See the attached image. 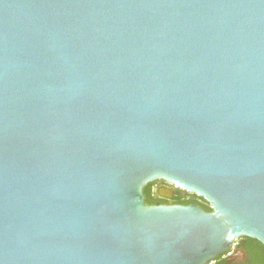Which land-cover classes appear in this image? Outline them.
Wrapping results in <instances>:
<instances>
[{
    "label": "water",
    "instance_id": "obj_1",
    "mask_svg": "<svg viewBox=\"0 0 264 264\" xmlns=\"http://www.w3.org/2000/svg\"><path fill=\"white\" fill-rule=\"evenodd\" d=\"M161 181L202 199L146 205ZM264 247V0H0V264H209Z\"/></svg>",
    "mask_w": 264,
    "mask_h": 264
},
{
    "label": "flooded vegetation",
    "instance_id": "obj_2",
    "mask_svg": "<svg viewBox=\"0 0 264 264\" xmlns=\"http://www.w3.org/2000/svg\"><path fill=\"white\" fill-rule=\"evenodd\" d=\"M151 187L155 188L153 190L156 197L155 205L186 206L195 204V201L191 199L187 202L184 192L174 189L168 184L153 182ZM253 246H255L253 242L248 241L246 238H240L233 243L229 252L219 255L209 264H251L249 254L253 251Z\"/></svg>",
    "mask_w": 264,
    "mask_h": 264
},
{
    "label": "trees",
    "instance_id": "obj_3",
    "mask_svg": "<svg viewBox=\"0 0 264 264\" xmlns=\"http://www.w3.org/2000/svg\"><path fill=\"white\" fill-rule=\"evenodd\" d=\"M152 183L148 184L144 190V202L146 205H155L156 197L154 196V191L152 190ZM187 202L191 199L195 201V204L202 208L205 211L210 212L211 209L208 204L202 199L196 198L193 195L187 194L185 197ZM248 241L253 242L255 246H253V251L249 254V259L251 264H264V247L255 240L246 238Z\"/></svg>",
    "mask_w": 264,
    "mask_h": 264
},
{
    "label": "rangeland",
    "instance_id": "obj_4",
    "mask_svg": "<svg viewBox=\"0 0 264 264\" xmlns=\"http://www.w3.org/2000/svg\"><path fill=\"white\" fill-rule=\"evenodd\" d=\"M155 183H156V184H160V183H163V182H161V181H156ZM164 184H166V183H164ZM166 185H167V184H166ZM154 189H155V188H152V190H154ZM184 196L187 197V193H185Z\"/></svg>",
    "mask_w": 264,
    "mask_h": 264
}]
</instances>
